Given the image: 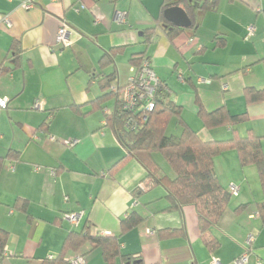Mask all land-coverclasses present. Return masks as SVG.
Wrapping results in <instances>:
<instances>
[{
    "label": "crops",
    "instance_id": "1",
    "mask_svg": "<svg viewBox=\"0 0 264 264\" xmlns=\"http://www.w3.org/2000/svg\"><path fill=\"white\" fill-rule=\"evenodd\" d=\"M23 1L0 0V99L7 100L0 108V230L7 233L0 264L56 258L73 230L119 238L120 254L109 261L88 243L64 251V257L83 255L85 264H235L244 252L246 264H264V189L256 166L242 164L235 147L216 155L214 171L225 189L238 185V194L202 234L194 206L168 210L163 186H148L146 170L105 123L136 69L130 58L145 56L179 107L167 135L178 136L181 121L204 142L253 134L264 158V99L245 96V89H264V0H191L216 6L197 10L195 27L172 38L158 23L162 0H32L28 9ZM61 21L70 39L65 47L56 42ZM248 26L254 32L246 38ZM13 41L20 46L17 60ZM111 50L114 56L101 62ZM35 100L39 109L32 108ZM198 104L247 119L210 127ZM66 139L79 141L66 147ZM152 157L161 175L175 176L163 156ZM73 211L82 213L75 227L63 219ZM130 212L143 220L121 231ZM174 228L182 232L161 234Z\"/></svg>",
    "mask_w": 264,
    "mask_h": 264
},
{
    "label": "trees",
    "instance_id": "2",
    "mask_svg": "<svg viewBox=\"0 0 264 264\" xmlns=\"http://www.w3.org/2000/svg\"><path fill=\"white\" fill-rule=\"evenodd\" d=\"M171 6H180L184 9L191 21V25L188 27L190 29L195 27L196 11L214 9L216 2L202 1L195 4L191 0H162V12ZM158 21L164 26L169 38L184 29L173 25L162 16ZM152 30L153 28L144 29V31L150 33ZM11 50L12 57L17 60L20 52L18 42H12ZM115 52V50H111L109 54L107 53V55L101 57V62L110 60ZM143 59H146V57H135L133 55L130 62L138 69ZM108 82V79H105L104 88L108 87ZM110 94L108 92L96 100H102ZM245 96L247 101L262 100L264 99V89H245ZM178 112L179 107L169 99L165 87L160 84L155 90L154 107L151 111L141 109L131 112L132 117L138 120L137 128L132 129L126 125L127 116L130 113L123 109L118 93L114 111L109 115H105V123L126 150V155L135 158L146 170L147 177L150 178L148 186L154 184L163 186L169 203L168 210L185 205L194 206L198 218V227L203 234L217 222L232 196L228 188L225 189L216 177L214 171V158L216 155L230 146L235 147L239 152L242 164L253 163L256 166L263 189L264 158L259 137L253 134H248V136L241 139L204 142L198 137L196 131L181 121L180 134L178 136L167 135L165 132L169 117ZM198 115L210 127L224 124L232 125L247 119L245 113L230 114L225 107L206 112L200 104H198ZM154 153L163 155L175 174L173 178L160 174V167L152 157ZM1 164L2 158H0V168ZM142 220L143 218L136 212L128 213L120 220L121 231L136 227ZM180 232H182V228L161 230V234L164 235H173ZM6 235V232L0 230V250L3 249ZM85 243H88L91 248L101 247L103 256L108 261L120 254L118 237L91 235L88 230H73L66 236L62 252L56 258L45 259L43 264H67L64 251L68 249L76 250ZM207 245L213 248L215 242L208 241Z\"/></svg>",
    "mask_w": 264,
    "mask_h": 264
},
{
    "label": "built area",
    "instance_id": "3",
    "mask_svg": "<svg viewBox=\"0 0 264 264\" xmlns=\"http://www.w3.org/2000/svg\"><path fill=\"white\" fill-rule=\"evenodd\" d=\"M21 6L24 9H28L32 7V0H24L21 3ZM124 16V12H118L117 18L122 19ZM4 22L6 24L9 23L8 19L5 18ZM254 32L253 26H248L247 28V35L246 38L250 37ZM56 42L62 46H68L70 44V39L68 36V32L65 28V23L61 21L57 32H56ZM189 42H191V38L189 39ZM161 82L156 77L153 68L151 66V63L147 59H143L139 68L134 70L133 75L129 78L128 83L126 87L120 91L119 99L121 101L122 107L124 110L128 111L130 113L127 116L126 119V125L128 127H131L132 129L137 128L138 126V120H135L131 112L137 110H144V111H151L154 107V93L158 85H160ZM7 105V100L0 99V108H5ZM41 107L39 100H35L32 104V108L39 109ZM78 139H66L63 141L64 146L66 147H72L75 144L78 143ZM51 174L54 175L55 172L52 170ZM140 189L144 190L147 188V185L141 184ZM228 190L231 193L232 196H235L238 194L239 187L236 184H229ZM65 200L67 197L64 198ZM81 212H66L63 214V219L66 220L72 227H75L78 225ZM147 233L152 234L154 233L153 230H146ZM253 236L250 234L247 237V243H251L253 241ZM248 259L247 252L242 253L237 258H235L234 263L235 264H246ZM65 260L67 264H85V260L83 255L76 254L70 257H65ZM211 264H220L219 261L213 259Z\"/></svg>",
    "mask_w": 264,
    "mask_h": 264
},
{
    "label": "water",
    "instance_id": "4",
    "mask_svg": "<svg viewBox=\"0 0 264 264\" xmlns=\"http://www.w3.org/2000/svg\"><path fill=\"white\" fill-rule=\"evenodd\" d=\"M163 15L166 20L177 27L188 28L191 25L188 15L180 6H171L166 8L163 11Z\"/></svg>",
    "mask_w": 264,
    "mask_h": 264
},
{
    "label": "rangeland",
    "instance_id": "5",
    "mask_svg": "<svg viewBox=\"0 0 264 264\" xmlns=\"http://www.w3.org/2000/svg\"><path fill=\"white\" fill-rule=\"evenodd\" d=\"M157 154V157L159 158V159H161V157H159V156H163L161 153H156ZM159 154V155H158ZM165 160V159H164ZM166 164V163H165ZM165 166H167V167H169V165H165Z\"/></svg>",
    "mask_w": 264,
    "mask_h": 264
}]
</instances>
